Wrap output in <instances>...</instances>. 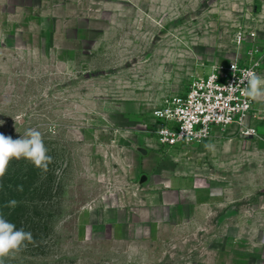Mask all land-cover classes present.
Masks as SVG:
<instances>
[{
    "label": "rangeland",
    "instance_id": "1",
    "mask_svg": "<svg viewBox=\"0 0 264 264\" xmlns=\"http://www.w3.org/2000/svg\"><path fill=\"white\" fill-rule=\"evenodd\" d=\"M236 57L259 60L264 78V0H0V133L40 131L55 178L44 212L54 227L3 260L188 264L233 247L258 253L264 101L248 141L231 126L169 150L155 135L157 110ZM177 189L180 216L145 237L83 233L111 205L146 209Z\"/></svg>",
    "mask_w": 264,
    "mask_h": 264
},
{
    "label": "built area",
    "instance_id": "2",
    "mask_svg": "<svg viewBox=\"0 0 264 264\" xmlns=\"http://www.w3.org/2000/svg\"><path fill=\"white\" fill-rule=\"evenodd\" d=\"M237 41L241 43L243 37L239 35ZM260 66L259 60L245 62L236 57L229 63L213 64L206 76L204 70L196 75L184 95L155 112V119L163 121L155 132L158 145L171 150L201 144L231 126L240 129L243 139L256 137V128L249 125L255 116V100L243 91L246 83L239 79L247 72L259 76ZM227 86L235 87L229 90Z\"/></svg>",
    "mask_w": 264,
    "mask_h": 264
},
{
    "label": "trees",
    "instance_id": "3",
    "mask_svg": "<svg viewBox=\"0 0 264 264\" xmlns=\"http://www.w3.org/2000/svg\"><path fill=\"white\" fill-rule=\"evenodd\" d=\"M52 172L49 163L46 169L38 168L21 157L12 158L0 177V214L16 224L17 228L32 233V240L25 242L29 247L42 243L43 236L47 234L42 228L50 227L52 230L54 227L51 222L53 213L45 214L51 208L55 191ZM11 200L16 201L15 206H9ZM3 264L8 263L3 260Z\"/></svg>",
    "mask_w": 264,
    "mask_h": 264
},
{
    "label": "crops",
    "instance_id": "4",
    "mask_svg": "<svg viewBox=\"0 0 264 264\" xmlns=\"http://www.w3.org/2000/svg\"><path fill=\"white\" fill-rule=\"evenodd\" d=\"M256 118L257 115L255 114L253 119ZM174 191H164L161 201L149 205L146 209H128L124 206L111 205V208H108L109 211L99 216L100 221L95 220L90 227L85 228L83 233H87L88 236L101 234L103 237L110 238L112 236L116 237L121 232L123 234L128 232L131 234L130 237H145L148 230L153 226L169 222L180 216L178 208L182 206L183 202L182 190L177 189ZM168 193H171V196ZM173 193H177V196L174 197ZM214 258L212 262L198 261L188 264H264V245L254 255L236 251L233 247L229 251L224 249L222 252H217Z\"/></svg>",
    "mask_w": 264,
    "mask_h": 264
},
{
    "label": "clouds",
    "instance_id": "5",
    "mask_svg": "<svg viewBox=\"0 0 264 264\" xmlns=\"http://www.w3.org/2000/svg\"><path fill=\"white\" fill-rule=\"evenodd\" d=\"M239 83H246L243 91L249 98L255 101H264V78L247 72L239 79ZM235 86H227L229 90ZM3 124V123H0ZM30 161L38 168L46 169L52 157L48 155V149L42 139V134L35 128H29L22 137L13 139L0 133V177L6 171L8 162L12 158H21ZM9 206H15L16 201L8 202ZM32 240V233L23 228H17L16 224L0 214V264L3 258L19 251L26 241Z\"/></svg>",
    "mask_w": 264,
    "mask_h": 264
}]
</instances>
